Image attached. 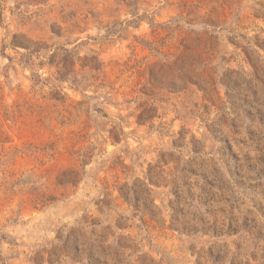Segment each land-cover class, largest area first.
<instances>
[{"label": "rangeland", "instance_id": "rangeland-1", "mask_svg": "<svg viewBox=\"0 0 264 264\" xmlns=\"http://www.w3.org/2000/svg\"><path fill=\"white\" fill-rule=\"evenodd\" d=\"M0 264H264V0H0Z\"/></svg>", "mask_w": 264, "mask_h": 264}, {"label": "trees", "instance_id": "trees-1", "mask_svg": "<svg viewBox=\"0 0 264 264\" xmlns=\"http://www.w3.org/2000/svg\"><path fill=\"white\" fill-rule=\"evenodd\" d=\"M67 182H68V181H67ZM69 182L73 184V183H75L76 181L73 180V181H69ZM69 182H68V183H69ZM150 182L152 183V181H150ZM156 182H158V183H154V184H159V183H160V181H156ZM126 200H128V199H126Z\"/></svg>", "mask_w": 264, "mask_h": 264}]
</instances>
